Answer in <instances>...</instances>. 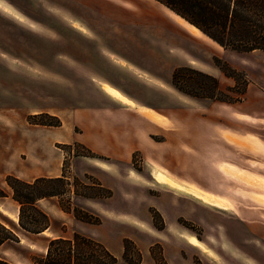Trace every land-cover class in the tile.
Here are the masks:
<instances>
[{
    "label": "rangeland",
    "instance_id": "374dc122",
    "mask_svg": "<svg viewBox=\"0 0 264 264\" xmlns=\"http://www.w3.org/2000/svg\"><path fill=\"white\" fill-rule=\"evenodd\" d=\"M179 18L158 0H0V222L18 239L0 258L36 264L50 238L78 234L116 264H264V193L244 183L264 179V50L224 48ZM156 169L231 205L176 192ZM12 177L43 179L19 187L47 234L25 229L47 223L28 203L16 220Z\"/></svg>",
    "mask_w": 264,
    "mask_h": 264
},
{
    "label": "trees",
    "instance_id": "16d2710c",
    "mask_svg": "<svg viewBox=\"0 0 264 264\" xmlns=\"http://www.w3.org/2000/svg\"><path fill=\"white\" fill-rule=\"evenodd\" d=\"M182 16L203 33L224 48L249 52L264 50V0H158ZM62 180V178H58ZM43 179L34 183L9 178L8 183L14 191V199L20 205L19 219L22 223L23 207L28 203L35 212L46 218L43 226L25 227L33 233H42L50 228L49 216L36 205L38 197L33 193L24 194V189L33 188ZM45 181V180H44ZM53 193L50 195H57ZM28 201H25V199ZM34 225V224H33ZM12 236V237H11ZM12 239L18 240L0 222V245ZM96 247L101 253L98 254ZM108 258V261L102 260ZM117 257L101 243L91 238L75 234L72 238L62 235L49 239L46 252L39 255L36 264H116ZM0 264H12L0 258Z\"/></svg>",
    "mask_w": 264,
    "mask_h": 264
},
{
    "label": "bare ground",
    "instance_id": "6f19581e",
    "mask_svg": "<svg viewBox=\"0 0 264 264\" xmlns=\"http://www.w3.org/2000/svg\"><path fill=\"white\" fill-rule=\"evenodd\" d=\"M4 10V9H3ZM8 13V12H7ZM16 15V14H15ZM178 22L182 25H184L190 32L194 34H200L203 33L198 27L195 25L191 24L190 22L186 21L184 18L180 16L179 19H177ZM81 28V27H80ZM84 28V27H83ZM121 61V60H120ZM125 64L124 62H122ZM115 95L117 98L130 105V106H135L136 109L144 113L149 119L158 122V123H163L165 122V118L163 115L158 114L157 112L149 109L146 105H136L133 103L131 100L125 98L123 95H121L118 91H114ZM224 136L226 137V140L231 143V135L228 131H224ZM235 142V141H234ZM233 142V143H234ZM226 168V167H224ZM233 171V170H232ZM153 175L156 176L157 181L160 182V184L168 186L174 190H178L180 192H185L191 194L193 197H195L197 200H200L202 203L210 206H215L217 208L221 209H228L230 207V202L227 201L226 199L222 197H218L215 195H208L205 193L203 190L195 187V186H186L183 183H180L177 179L173 178L170 174H168L166 171L161 170V169H156L153 173ZM255 177V176H254ZM249 188L259 190L264 193V179H255V180H247L244 182ZM256 202L264 205V198L261 196L260 198L256 199ZM16 220H19V216L16 217ZM43 234H47V230L42 232ZM182 237L192 246L199 248L202 252L207 254L208 256L214 257L215 253L213 250L207 246L203 241L199 239L194 234L190 233H184L182 234Z\"/></svg>",
    "mask_w": 264,
    "mask_h": 264
},
{
    "label": "crops",
    "instance_id": "0c3cea01",
    "mask_svg": "<svg viewBox=\"0 0 264 264\" xmlns=\"http://www.w3.org/2000/svg\"><path fill=\"white\" fill-rule=\"evenodd\" d=\"M169 16V15H168ZM178 24H180L179 22H178V20L176 21ZM181 26H182V24H180ZM183 27V26H182ZM186 29V28H185ZM129 108V107H128ZM129 109H131V110H133V111H138L140 114L142 113L141 111H139L138 109H136V108H129ZM238 114H242V115H244V116H247V117H249V119L250 118H254L251 114H249V113H238ZM145 117V116H144ZM146 118V117H145ZM176 192H179V191H176ZM179 193H181V192H179ZM176 213H178V210L176 211ZM232 227H240V225L238 224V223H236V222H233L232 223ZM107 249V248H106ZM108 250V249H107ZM108 251H110V250H108ZM111 252V251H110ZM112 253V252H111ZM113 254V253H112ZM114 256H116L115 254H113ZM167 258V260H171V262H173L172 261V259L169 257V255L168 254H166V257H165V259ZM252 260H255L256 262H260L259 261V259L257 258V260L255 259V257H250ZM261 263V262H260Z\"/></svg>",
    "mask_w": 264,
    "mask_h": 264
}]
</instances>
